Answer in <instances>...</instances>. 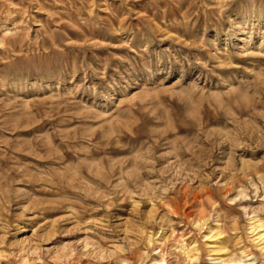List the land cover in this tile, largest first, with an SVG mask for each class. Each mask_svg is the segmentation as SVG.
<instances>
[{"label":"rangeland","instance_id":"374dc122","mask_svg":"<svg viewBox=\"0 0 264 264\" xmlns=\"http://www.w3.org/2000/svg\"><path fill=\"white\" fill-rule=\"evenodd\" d=\"M263 228L264 0H0V264H264Z\"/></svg>","mask_w":264,"mask_h":264},{"label":"bare ground","instance_id":"6f19581e","mask_svg":"<svg viewBox=\"0 0 264 264\" xmlns=\"http://www.w3.org/2000/svg\"><path fill=\"white\" fill-rule=\"evenodd\" d=\"M262 229V228H261ZM258 238L262 241V242H264V228H263V231H262V233H260L259 234V236H258ZM220 250H223L222 248L221 249H219L218 248V250L217 251H220ZM221 252V251H220ZM223 252V251H222ZM224 252H225V249H224ZM220 259V263L221 264H238V262H237V260H235V259H233V258H229V259H227V258H219ZM162 262L163 261H161V260H159V261H157L156 263H154V264H162ZM240 262V261H239ZM242 262V261H241Z\"/></svg>","mask_w":264,"mask_h":264}]
</instances>
